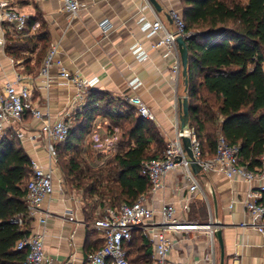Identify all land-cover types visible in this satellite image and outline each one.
<instances>
[{
    "label": "crops",
    "instance_id": "1",
    "mask_svg": "<svg viewBox=\"0 0 264 264\" xmlns=\"http://www.w3.org/2000/svg\"><path fill=\"white\" fill-rule=\"evenodd\" d=\"M9 1L12 9L36 17L41 24L37 31L44 32L47 40L45 44L37 41L38 46L31 43L24 51L18 47L16 55L7 52V46L15 40L22 44L29 42V37L37 31L8 32L7 44L4 49L0 48V89L7 81L21 77L22 83L30 88L35 107L49 109L54 118L65 117L72 123V131L77 130V134L83 132L87 126L84 115L87 101L77 104L76 87L60 76V66L53 65L49 77L40 73L49 48L56 45L68 71L98 79L89 92H107L124 100L134 94L141 96L155 116L150 121L168 148L182 131L181 100L188 95L187 88L182 73L179 78L172 74L176 52L165 45L153 50L161 35L150 29L143 31L148 21L155 17L152 10L143 9V0H78L80 10L77 15L67 12L60 0ZM158 2L163 10L159 11L154 6L155 11L167 29L174 31V23L168 14L171 10L183 14L181 1ZM106 18L114 27L104 36L99 24ZM177 51L180 55L179 45ZM40 124V120L28 114L24 128L33 139L20 141L31 159L38 160L45 169L53 170L56 191L42 206L41 214H48L47 223L43 226L38 220H33L29 222L28 230L44 231L46 253L59 264H90L89 252L103 244L102 235L94 222L111 206L106 200L87 194L71 183L66 169L64 177L59 162H51ZM122 139L123 131L117 121L97 115L79 145L88 140L93 153L87 156L84 151V157L92 166L95 162L101 167L117 155ZM182 142L186 149L183 138ZM68 147L65 144L66 156L70 153ZM186 156L189 158L187 151ZM194 174L201 184V190L194 195L188 192L190 180L180 168L168 174L162 189L156 193L149 189L143 195L155 208L164 202H174L179 217L199 222L212 217L217 221L223 231L225 264H264V234L241 225L248 220L244 200L251 187L259 182L250 184L229 179L216 171ZM187 198L190 200L189 211L183 209ZM70 213L74 216L73 220L69 219ZM134 249L130 248L129 259L132 264H140L141 248H138L137 254ZM171 257L183 260L185 264H220L221 249L217 238L212 244L208 234L198 231L182 234L171 251Z\"/></svg>",
    "mask_w": 264,
    "mask_h": 264
},
{
    "label": "trees",
    "instance_id": "2",
    "mask_svg": "<svg viewBox=\"0 0 264 264\" xmlns=\"http://www.w3.org/2000/svg\"><path fill=\"white\" fill-rule=\"evenodd\" d=\"M182 2L186 28L192 33L187 39L190 128L201 142L204 157L216 154L222 133L231 144L239 145L242 161L258 165L264 155V0ZM36 21L31 16L29 24ZM46 40V34L37 31L29 42L15 40L6 49L16 54L18 47L24 51L31 43L38 46L37 41L45 44ZM84 115L87 126L83 132L71 130L58 146L64 177L66 169L71 183L110 206L133 203L151 187L141 173V163L164 154V138L132 105L107 92H88ZM97 115L117 121L123 139L117 155L94 168L79 143ZM65 144L70 146L67 156ZM31 171V158L20 139L8 132L0 141V264H26L27 251L18 250L16 244L30 233L29 223L22 228L14 219L27 213L26 184ZM130 248H141L140 264L152 263V246L141 233L134 232L127 245L128 258Z\"/></svg>",
    "mask_w": 264,
    "mask_h": 264
},
{
    "label": "built area",
    "instance_id": "3",
    "mask_svg": "<svg viewBox=\"0 0 264 264\" xmlns=\"http://www.w3.org/2000/svg\"><path fill=\"white\" fill-rule=\"evenodd\" d=\"M64 9L72 15H77L80 10L78 0H60ZM143 9L152 10L155 17L143 28L150 29L160 34V40L154 45L153 50L165 45L170 51L176 52L177 57L172 65V74L179 78L183 71L181 57L179 55V36L188 39L191 32L187 31L186 21L183 14L171 10L169 16L174 23L175 30L169 31L161 17L155 11L150 0H143ZM30 15L11 8L9 0H0V48H5L7 35L11 31L21 34L28 29L37 30L40 22L36 21L31 26ZM102 34H107L113 29L114 24L109 19H104L99 24ZM141 54V57L148 55ZM53 65L61 67L60 76L72 82L76 87V102L83 104L88 99V92L98 82L97 78L81 77L79 73H71L62 63L58 46L49 48L40 73L49 77L50 68ZM264 71V61L262 63ZM50 83V82H49ZM125 100L132 105L136 112L142 117L153 120V112L144 101L137 95H130ZM40 120V131L46 140V148L51 162H58V146L64 143L72 130V123L65 117L54 118L49 109L37 108L31 100L30 88L22 83L21 77L14 81H7L0 89V141L12 131L20 140H32V135L26 134L25 120L27 115ZM183 135L188 136L191 141V150L195 160L202 166V172L216 171L224 174L229 179L243 180L250 184L259 182L257 186L251 187L244 200L248 220L243 222V227H250L264 234V155L260 157V164L251 165L244 162L240 156L239 145L229 142L225 135L219 133L216 154L204 157L201 142L194 130L179 132L168 146L167 151L156 159H145L141 163V173L149 179L150 192L156 193L164 187L165 178L168 174L183 170L190 180L188 192L192 195L201 190V184L192 171L191 161L186 156L183 145ZM32 171L27 181L26 204L27 213L19 215L14 222L22 228L33 220H38L43 226L47 223L48 214H41L42 206L47 199L52 198L56 191L54 183V172L45 167L36 159H31ZM185 211L190 210L189 198L183 203ZM69 219L73 220L72 213ZM94 226L100 231L103 244L88 254L90 264H131L128 258L127 245L131 242L136 231L146 237L152 246L151 264H185L183 260H175L171 257V251L180 241L183 234L204 231L211 239L212 244L216 238L215 234L220 225L212 217L208 221L199 222L179 217L178 208L174 202H164L158 208L151 206L146 195H141L133 203H121L111 206L106 213L96 219ZM44 231L30 232L21 238L16 248L27 251L26 264H59L51 258L45 250Z\"/></svg>",
    "mask_w": 264,
    "mask_h": 264
},
{
    "label": "water",
    "instance_id": "4",
    "mask_svg": "<svg viewBox=\"0 0 264 264\" xmlns=\"http://www.w3.org/2000/svg\"><path fill=\"white\" fill-rule=\"evenodd\" d=\"M152 4L159 10L162 11L163 8L159 4L158 0H150ZM168 17L170 18L169 14ZM171 19V18H170ZM179 48H180V57H181V62H182V76L184 77V81L186 84V88L188 91V86H189V51H188V43L187 39L183 38L182 36H179L177 39ZM181 126H182V132L188 131L190 128V102H189V97L188 95L182 98L181 100ZM183 141L186 145V150L188 152L189 159L191 161V167L194 170L196 174H201L202 172V166L195 160L192 150H191V141L188 136L183 135ZM217 205V202H216ZM219 245L221 249V258H220V264H225V244H224V239H223V231L222 229H218L216 234H215Z\"/></svg>",
    "mask_w": 264,
    "mask_h": 264
},
{
    "label": "rangeland",
    "instance_id": "5",
    "mask_svg": "<svg viewBox=\"0 0 264 264\" xmlns=\"http://www.w3.org/2000/svg\"><path fill=\"white\" fill-rule=\"evenodd\" d=\"M177 1H181V3H183L182 2V0H177ZM236 1H240V2H242V3H246L247 2V0H236ZM183 5V4H182ZM24 12V11H23ZM85 104V103H84ZM89 141L88 140H86L85 142H83V145L81 146V149H82V152H84V151H87L88 153H93V150L91 149V147H90V145H89V143H88ZM167 147V146H166ZM167 149L168 148H165V151H164V153L167 151ZM93 164V166H95V167H99L100 165H98L97 163H95V162H93L92 163ZM202 202H198V204H201ZM207 220V219H206ZM136 247V246H135ZM135 254H137V249L135 250Z\"/></svg>",
    "mask_w": 264,
    "mask_h": 264
}]
</instances>
